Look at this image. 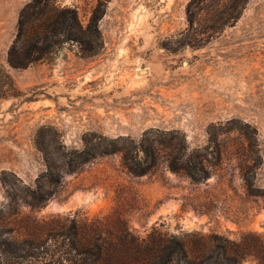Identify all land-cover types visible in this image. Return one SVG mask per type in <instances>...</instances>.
<instances>
[{"label": "rangeland", "instance_id": "rangeland-1", "mask_svg": "<svg viewBox=\"0 0 264 264\" xmlns=\"http://www.w3.org/2000/svg\"><path fill=\"white\" fill-rule=\"evenodd\" d=\"M29 1L0 0V70L15 87L14 95L0 96V264H27L20 244L25 215L92 220L116 209L142 237L154 230L180 239L217 234L235 249L243 241L250 244L243 264H259L264 0H249L237 22L217 31L214 19L227 15L218 13L228 0L195 4L193 26L187 17L191 0H109L99 22L97 54L87 56L80 45L65 43L26 68H13L8 52ZM57 1L76 8L84 25L98 2ZM1 79L11 88L8 78ZM54 128L57 137L51 135ZM41 129L51 149L56 144L81 149L89 132L123 143L149 132L171 143H155L158 162L145 175L124 168L121 152L97 157L78 172L60 167L59 191L46 206L33 208L26 188H34L46 169L37 146ZM195 154L209 171L205 180L194 183L168 168V159ZM247 168L259 195L248 193ZM119 194L125 198L120 202Z\"/></svg>", "mask_w": 264, "mask_h": 264}, {"label": "trees", "instance_id": "trees-1", "mask_svg": "<svg viewBox=\"0 0 264 264\" xmlns=\"http://www.w3.org/2000/svg\"><path fill=\"white\" fill-rule=\"evenodd\" d=\"M108 1L98 0L87 25L82 23L74 7L62 6L57 0L29 1L19 15L17 35L8 52L9 65L26 68L65 43H76L87 56H94L101 44L99 22L106 13ZM203 1L189 2L187 17L191 26L195 23L191 9ZM248 2L228 0L227 8L218 13L227 15L216 17L212 28L217 31L237 22ZM2 76L12 81L10 74L0 70V96L14 95L10 93L15 91L14 84L11 82V88H4ZM148 133L145 132L138 142L129 139L123 143L116 138L89 132L83 136L81 149H67L63 144H56L51 149V144L44 140V130H39L37 146L43 152L46 169L37 177L34 188H26L28 205L33 208L46 206L59 191L63 172H78L97 157L115 152L122 153V166L130 173L136 176L148 174L158 162L155 143H171L162 136L152 137ZM51 135L57 137L59 132L54 128ZM53 154L61 159L60 165ZM197 158L198 154L190 155L184 161L183 156L170 158L168 168L174 173H185L192 182L198 183L209 176V171L200 161L197 162ZM60 167L63 172L58 170ZM243 179L248 193L259 195L251 168L244 169ZM118 197L119 202L125 199L122 194ZM22 226L25 236L20 244L27 264H243L251 247L243 241L235 249V244L217 234L180 239L154 230L142 237L131 229L120 209L92 220L58 216L41 221L25 215ZM257 259L259 264H264V254L257 255Z\"/></svg>", "mask_w": 264, "mask_h": 264}]
</instances>
